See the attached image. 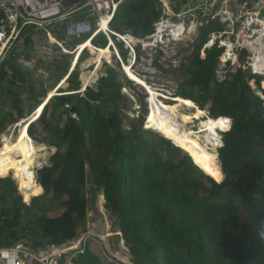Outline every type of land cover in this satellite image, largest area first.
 Returning a JSON list of instances; mask_svg holds the SVG:
<instances>
[{
    "label": "trees",
    "instance_id": "obj_1",
    "mask_svg": "<svg viewBox=\"0 0 264 264\" xmlns=\"http://www.w3.org/2000/svg\"><path fill=\"white\" fill-rule=\"evenodd\" d=\"M116 2L111 28L124 36L146 39L163 17L160 0ZM225 30L219 19L210 20L191 54L173 69L179 78L175 97L195 110L188 124L208 114L197 132L161 125L162 136L143 129V118L127 123L121 108L125 82L117 70L110 68L93 86L97 71L87 86L91 71H74L69 89L52 98L39 119L44 142L56 153L37 172L36 194L23 197L8 177L18 183L16 169L0 174V248L22 244L37 251L76 240L80 230L88 232L91 192L94 200L102 195L134 264H264V100L258 94L264 95V77L244 70L249 54L242 50L236 71L229 62L225 80H219L225 49L206 46L212 34ZM33 33L27 27L23 53L15 51L0 66V106L10 108L0 107V148L2 135L24 119L22 95L28 94L34 110L51 91L19 64L22 57L44 65L34 59ZM52 34L64 38L56 29ZM111 39L127 62L124 43ZM92 44L105 49L110 42L101 34ZM70 66L65 64L64 75ZM85 87L83 95L75 93ZM28 132L42 143L37 124ZM180 143L221 148L211 158L205 148L193 152ZM75 264L100 262L85 254Z\"/></svg>",
    "mask_w": 264,
    "mask_h": 264
},
{
    "label": "built area",
    "instance_id": "obj_2",
    "mask_svg": "<svg viewBox=\"0 0 264 264\" xmlns=\"http://www.w3.org/2000/svg\"><path fill=\"white\" fill-rule=\"evenodd\" d=\"M160 1L164 3V0ZM119 5L120 2L116 0H0V66L18 49L23 40L22 33L27 27H32L35 32L45 31L49 37H51L52 29H56L67 40L72 41L86 36L92 42L101 34L111 40L113 35L119 42L124 43L125 49L130 52V58L135 60L138 46L145 51L158 49L164 44L167 32L174 42H179L188 28L201 29L210 20L219 19L225 25V29L226 26L228 28L222 33L212 34L211 41L206 47L214 46L213 40L216 39L219 40L220 48H224V53H226L231 44L233 56L237 62L240 58V51H246L249 56L244 70L251 69L253 74L264 77V58L258 57V53L244 44L245 40L259 41V44H256L257 47H262L264 44V8L258 14L250 13L245 7L238 15L222 11L212 16L206 23L195 19L188 20L184 15H171L166 11L164 3L163 17L155 24L154 33L141 40L133 36L118 34L112 30L111 24ZM186 20L189 21V25L186 24ZM232 37H235V43L231 40ZM56 43L60 46V43ZM80 47L81 44L75 46V53L78 55L77 62L85 50L89 51V49L81 50ZM112 47L115 48V45ZM43 49L44 53L49 55L53 52L50 46H45ZM64 52L69 53L65 49ZM232 59L233 57L230 58ZM256 64L259 65L258 70ZM90 218L91 214H89ZM80 247L81 245L73 244L68 249L66 264H75L76 257L85 253ZM0 264H60V262L52 254H37L22 244H16L12 247L0 248Z\"/></svg>",
    "mask_w": 264,
    "mask_h": 264
},
{
    "label": "rangeland",
    "instance_id": "obj_3",
    "mask_svg": "<svg viewBox=\"0 0 264 264\" xmlns=\"http://www.w3.org/2000/svg\"><path fill=\"white\" fill-rule=\"evenodd\" d=\"M84 2L85 1H83V3ZM186 24L189 25L188 20H186ZM199 34H200V29H196V28L189 29L188 28L182 40L179 42H174L172 40L171 35H169V32H167L165 35L164 44L160 45L158 49L157 48L152 49V50L148 49L145 51L143 50L141 46H138L140 48V52H137V58L135 60L131 59L130 52L128 50H125V52L128 51V55H129L127 62L124 60L121 50L113 42L117 50L109 45L108 46L110 48L109 58L108 57L104 58L103 61H100L98 63V60L94 59V55L91 54V50H89L90 52L88 50H85L76 64L78 55L77 53H75V48L73 45L74 42L72 40H67L66 38H64L63 40L56 39V41L60 43V46H59L57 43L52 42L51 38H48V34L47 33L45 34V31L43 32L41 31L40 34L35 36V42L37 43L43 42L45 46H50V48L53 50L52 54L49 55L47 53H44L43 47L42 48L38 47L39 46V43H38L37 46L35 45V48H34L35 58H36V61L41 60L44 63V65L38 66L36 65V63L34 62L30 63L29 61L24 60L22 57L19 58V64L22 65V67L27 72H31L34 75L35 80L43 81L46 88L50 89L51 91L52 90L59 91L58 93H56L55 96L64 95V94H61V92L63 91L65 92L69 89L70 85L68 81L67 83H65L66 85L64 88L61 87L59 89L60 87L59 84L69 77L70 72L72 70L73 72L74 71L79 72V74H83V73L86 74L87 72L91 71L90 78L93 76V73L97 71V77L95 78L93 82H91V85L93 86V85H97L98 82L103 77H106L108 74V70L110 68H113L118 71V73L120 74V77L123 78L125 82L123 93L125 97L127 98V100L121 104V108H123V113L125 115L126 122L127 123L136 122L143 118V129H147L149 131L162 135L160 132H158L161 125H164L165 127H170V128L171 127L182 128L181 125L172 123L171 121L167 120L164 117L163 111L165 109L163 106L165 105H178L179 106V103L176 101L178 97L177 98L175 97L176 92L178 90L179 78L178 76L173 75V69L179 67L180 64L183 62V60L191 54L192 52L191 47L198 40ZM231 40L235 43V38L232 37ZM86 43L87 41L82 43L81 46L86 45ZM213 43L214 45L216 44L219 45V40L217 41L216 39H214ZM255 47H256L255 53H259V52L264 53V51H262L261 49H257V46ZM64 49L69 53L64 52ZM228 51H229V54L224 53L225 57L223 54L222 57L220 58V64H219V68L217 72L218 78L220 81L225 80L226 74L228 73V66H229L228 63L229 62L232 64L233 72H235L236 68L239 66L238 62L236 61V58H234L233 56V49H230V50L228 49ZM232 57L233 59L230 60V58ZM68 62L71 63V67L69 69L68 75H64V72L67 69V67H65V64ZM124 65L130 66L132 68V71L134 72V74H136L139 78H141L150 87V89L153 91V93L156 95V97L158 98V100L161 102L163 106H159L157 102L155 101V98L153 96L151 97V94L145 88H143L142 86L130 80V78L124 72ZM74 66H75V70L73 69ZM62 75H64V77H61ZM90 78L87 80V82L90 80ZM86 89L84 91L83 89L79 91L81 95H83L86 92ZM79 92H75V93H79ZM258 94L264 100V95L262 93H258ZM22 98L24 100V103H23L24 120H30L32 116L34 115V113L36 112V109L34 110L31 109V102L28 99L27 93H24L22 95ZM0 107L2 109H6V111L10 110L9 107H4L2 105ZM179 109H180L181 115H184V114L194 115L195 113L194 109H188L186 107H181ZM193 115H192V118H193ZM206 117H208L207 112H206ZM206 117H202L200 120H193L191 123L187 125V128L192 129L193 131H196V132L199 131V128L201 126V121L206 119ZM180 120L182 121V119ZM20 122L21 121H19V123ZM64 122H65V118L63 119L62 124ZM19 123L11 125L8 128V130L1 137L2 142L5 137L10 138L12 140L13 139L16 140L21 130V128L18 126ZM34 124H37L36 136L39 138L40 141H42V143L35 141V140L33 141L37 145L46 147V151L44 152L46 156H45V159L43 160L44 164L42 165L41 168L36 170V172H38L42 168L50 165V159L56 153V148L51 147L48 143L44 142L45 135L41 133L39 120L35 122ZM201 141L204 144V140L201 139ZM173 142L176 143L178 141H173ZM182 145L185 148L193 152H197L199 150V152L202 151L203 153H205L204 152V148H205L206 150L205 155H208L211 158L214 157V153L218 149L221 148V147H218L212 150L211 146L207 147L205 145L203 146L202 144H194V146L192 147H190L189 145L185 143H183ZM13 169H16L17 174H18V169L15 166L11 167L8 171L13 170ZM17 174H14V175H15V178L18 180V183L12 177V174L8 177L12 178L15 181V183L18 185L19 190H21L20 188H22L21 186L25 184V181L19 180ZM21 191L23 192L22 194L23 197H26L30 194H33L31 196L33 197L38 191V186L34 193H26L23 190ZM101 196L102 195H98L97 199L94 200L93 194H91V192L89 193L90 212L96 211L98 207L103 209L101 200H100ZM113 228L116 229L117 226L115 225Z\"/></svg>",
    "mask_w": 264,
    "mask_h": 264
},
{
    "label": "crops",
    "instance_id": "obj_4",
    "mask_svg": "<svg viewBox=\"0 0 264 264\" xmlns=\"http://www.w3.org/2000/svg\"><path fill=\"white\" fill-rule=\"evenodd\" d=\"M164 3H165L166 11L171 15H176V14L184 15V17L188 20L195 19L199 21H204L206 23L210 20L212 16L217 15L219 12L226 11L228 13L232 12L235 15H238L239 13H241L242 10L245 9L244 7H246V3L243 0H164ZM222 15L226 16L224 13H222ZM227 28L228 27L226 26V29ZM40 32L34 31L33 33L34 48L35 45L37 46L38 43H39L38 47L40 48L45 46L43 42H38V43L35 42V36L40 34ZM51 36L54 37L53 34H51ZM48 38L51 37L48 36ZM54 38L58 39L57 37ZM64 38L58 40H63ZM19 47L16 51L17 53L22 54L24 49L21 50V48L23 47H20V49ZM34 59L36 58L34 57ZM75 66H74V70H75ZM68 73L69 70L66 75H68ZM71 73L73 74L72 71L70 72V74ZM98 208L102 213L101 215L104 216L105 218L104 229L107 231V234L105 236L102 235L101 232L95 226V222L97 220V215H98L97 210L91 211L90 212L91 218L88 220L89 222L88 232H84L83 230H80L78 238L74 240L73 243L68 242L63 245L54 246V247L52 246L46 249L37 250L35 251V253L37 254L42 253L44 255L52 254L53 256H56L60 264H66L67 263L66 252L74 244L77 246L81 245L80 248L85 251L84 254H79L76 257V259L82 255L90 254L95 258H97L100 264H134L132 262L133 259L128 254L129 248L126 247V242L123 238L122 232L118 228L119 226H117L116 229L113 228L116 225L115 219L111 217H106L102 209L100 207ZM110 218L113 219L114 221L111 220Z\"/></svg>",
    "mask_w": 264,
    "mask_h": 264
},
{
    "label": "bare ground",
    "instance_id": "obj_5",
    "mask_svg": "<svg viewBox=\"0 0 264 264\" xmlns=\"http://www.w3.org/2000/svg\"><path fill=\"white\" fill-rule=\"evenodd\" d=\"M162 33V31H161ZM175 34H179L178 32H175ZM51 40L56 43V39L51 36ZM112 41V39H111ZM247 41V42H246ZM110 42V41H109ZM259 44V41H253V40H245V46L248 47L250 50L256 52V44ZM111 47L114 45L113 41L112 43L109 44ZM81 50L84 49H89L91 50V54L94 55V59L98 60V63L100 61H103L104 58H109L110 57V48L107 47L105 49H99L96 48L90 40L87 41L86 45H82L80 47ZM229 50L233 49V46L229 44ZM257 49H261L264 51V44L262 47H257ZM229 54V51L226 52ZM260 58H264V53L259 52L258 53ZM102 57V58H101ZM111 62V60H110ZM259 68V65L256 64V69ZM74 69V68H73ZM258 70V69H257ZM73 72V70H72ZM124 72L127 74V76L132 80L133 82L137 83L138 85L142 86L145 88L150 94L151 97L153 96L155 98V101L159 106H163L161 102L158 100L156 95L153 93V91L150 89V87L141 79L139 78L134 72L132 71V68L130 66L124 65ZM72 74V73H71ZM70 74V76H71ZM69 76V77H70ZM66 80H64L62 83H60L59 89L65 86ZM90 80L86 83V86L89 84ZM86 89V87H85ZM83 89V91L85 90ZM59 91L57 90H52L49 93V96L47 100L42 103L37 109L34 115L30 120H21L19 123V127L21 128L19 136L16 138V140H12L10 138H4L3 139V144L0 148V174L5 173L8 171L11 167L15 166L18 169V179L21 181H25V184L22 185V189L26 193H34L37 189V174L36 170L41 168L43 163V160L45 159V154L44 152L46 151L45 146H40L37 145L30 137L29 135V128L30 125L34 124L37 122L46 105L49 103L50 99L56 95ZM149 94V95H150ZM176 101L179 103L178 105H165L164 107V117L171 121L172 123H175L177 125H181V127H185L188 125V122L190 120L191 114H180V109L181 107H186L188 109H193V106L191 103H186L183 101H180L176 99ZM157 105V106H158ZM162 114V115H163ZM163 117V118H164ZM182 119V121L180 120ZM171 126V125H170ZM15 170V169H14ZM103 210L104 206L102 205Z\"/></svg>",
    "mask_w": 264,
    "mask_h": 264
},
{
    "label": "water",
    "instance_id": "obj_6",
    "mask_svg": "<svg viewBox=\"0 0 264 264\" xmlns=\"http://www.w3.org/2000/svg\"><path fill=\"white\" fill-rule=\"evenodd\" d=\"M243 1L246 3V7H245L246 10L249 11L250 13H253V14L261 13L262 9L264 8V0H243ZM109 41H110V43H112V41L110 39H109ZM22 49L23 48H21V50ZM69 78L70 77H68V79ZM76 117L77 116L74 115V118H76ZM222 143H223V141H222ZM36 174H37V172H36ZM30 202H27V203L30 204ZM104 209H105L104 215H106V217H110L111 216V212L109 210H107L106 208H104ZM97 214L98 215H97V220L95 222V226L101 232V234L105 236L107 234V231L104 229V220H105V218H104V216L101 215L102 213H101L99 208L97 209ZM118 228L121 231V227L119 226ZM126 247H127V245H126ZM128 254L133 259V255H132V253H131V251L129 249H128Z\"/></svg>",
    "mask_w": 264,
    "mask_h": 264
},
{
    "label": "clouds",
    "instance_id": "obj_7",
    "mask_svg": "<svg viewBox=\"0 0 264 264\" xmlns=\"http://www.w3.org/2000/svg\"><path fill=\"white\" fill-rule=\"evenodd\" d=\"M261 236L264 237V232L261 233Z\"/></svg>",
    "mask_w": 264,
    "mask_h": 264
}]
</instances>
